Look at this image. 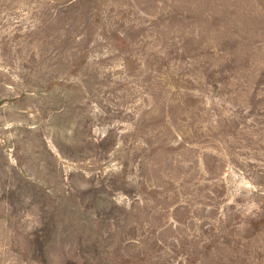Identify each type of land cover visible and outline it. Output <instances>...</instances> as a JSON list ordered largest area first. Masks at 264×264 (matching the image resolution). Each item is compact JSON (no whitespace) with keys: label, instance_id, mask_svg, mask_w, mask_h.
Wrapping results in <instances>:
<instances>
[{"label":"rangeland","instance_id":"rangeland-1","mask_svg":"<svg viewBox=\"0 0 264 264\" xmlns=\"http://www.w3.org/2000/svg\"><path fill=\"white\" fill-rule=\"evenodd\" d=\"M0 264H264V0H0Z\"/></svg>","mask_w":264,"mask_h":264}]
</instances>
